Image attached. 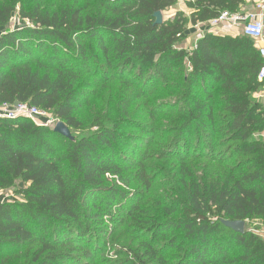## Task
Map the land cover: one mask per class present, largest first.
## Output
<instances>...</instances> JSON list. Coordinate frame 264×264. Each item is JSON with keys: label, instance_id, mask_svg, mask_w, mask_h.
<instances>
[{"label": "trees", "instance_id": "16d2710c", "mask_svg": "<svg viewBox=\"0 0 264 264\" xmlns=\"http://www.w3.org/2000/svg\"><path fill=\"white\" fill-rule=\"evenodd\" d=\"M44 1L0 0V27L15 14L28 22L0 34V105L28 103L79 133L0 117V192L22 198L0 203V254L23 249L0 264H82L104 246L106 220L125 236L103 257L110 264H264V238L250 228L264 223V107L253 98L264 60L245 35L208 32L192 52L178 47L189 25L246 0H185L189 13L161 24L155 13L179 0H74L54 11ZM117 70L129 84L159 77L175 95L169 106L181 105L167 139L131 151L138 160L126 140L157 132L141 103L125 98L119 117L90 126L76 116L99 74ZM224 220L245 221V231Z\"/></svg>", "mask_w": 264, "mask_h": 264}, {"label": "rangeland", "instance_id": "374dc122", "mask_svg": "<svg viewBox=\"0 0 264 264\" xmlns=\"http://www.w3.org/2000/svg\"><path fill=\"white\" fill-rule=\"evenodd\" d=\"M70 1L73 2L74 0H45L43 2V8L54 11L59 9V7L65 5L66 3H70ZM179 10H184L186 13H189V10L185 5V0H179L175 6H173L169 10L164 11V19L169 18ZM27 23L28 22L22 21L15 14L11 19L10 25L6 29L20 27ZM198 40L199 39L197 38V33H188L187 38L180 42L178 44V47L184 48L190 53L196 48ZM115 73L116 74L114 76H110L105 73L99 74L98 79L96 80V85L94 87L87 88V94L83 97V99H85V104L82 105L79 110L76 111V116L82 121H84L87 126H90L94 121H96V119H99V117L100 119L107 118L109 114L112 115V118L119 117L121 114V109L123 107V104H121L120 102L123 101V99L125 98H129L130 100L134 101V105L141 103L142 115H144L149 122L153 123L154 128H156L157 132L156 134H153L152 137L147 138L145 140L146 142H142L141 140L137 141L138 139L134 138L141 135L138 129H128L127 133L132 136L131 138L134 139L126 140V146H124L125 154L130 157H133L132 159L138 160V156H135V154L131 151L134 148H136L137 150H142L143 153L150 150L151 143L154 142L153 139H157L154 136L159 138L160 135V138L162 140L167 139V117L172 113H176V111L179 109V107H181V105H178L177 107L169 106L170 101H173L175 99V95L171 92L169 87L165 88L164 84L159 80V77L157 76L155 78L153 77L150 79L151 81L153 80L152 85L144 86L142 81H140L139 83L134 82V84L125 83L123 82L124 79L120 78L122 74L118 70ZM126 75L133 81L137 80V78L131 72H126L125 77H127ZM173 77H175V74L171 78ZM154 103L158 104L159 112L154 120H150L145 112L153 108L152 106ZM49 116H51L50 113ZM46 118L47 117L39 118V122H43ZM92 129L95 130L96 128ZM76 133L79 132H72V136L74 138ZM143 135L145 134H142V136ZM125 164L128 165L126 162ZM20 185H22V183H20ZM163 189L164 185L162 184V181L160 182L159 180L155 185L154 192L155 194L160 195ZM0 196L2 202L22 199L18 194L14 192L13 189H6L1 191ZM131 204H133L132 199L126 201L127 207H130ZM128 209L129 208L125 210V213L122 215V217H126V211H128ZM102 225L104 231L99 234L104 241V246L98 247L99 244H96L94 259H90L88 261L83 260L82 264H84V261H86L85 264H110V262H105L103 260V257H112L115 248L118 246L117 244L125 245V241L123 240L125 236L122 234L118 235V233H123L120 231V224L112 226V224L106 220L102 223ZM22 250V248H12L9 251H3L0 256H2V259L8 257L12 258L20 254ZM67 264H73V262L69 261L67 262Z\"/></svg>", "mask_w": 264, "mask_h": 264}, {"label": "built area", "instance_id": "2783aa9c", "mask_svg": "<svg viewBox=\"0 0 264 264\" xmlns=\"http://www.w3.org/2000/svg\"><path fill=\"white\" fill-rule=\"evenodd\" d=\"M256 11H229L224 10L220 15L208 22L198 23L195 25L199 30L205 31L211 29L224 33H229L235 29L242 28L245 36L250 37L253 41L259 42L264 35V23L261 19L264 14V0L256 5ZM207 28H204V27ZM260 55L264 59V48H260ZM258 79L264 82V65L261 67ZM0 117L2 118H18L26 117L32 119L40 125H55L58 121L49 116L47 111L41 110L28 103L18 102L13 105H0ZM47 117L43 122H39V118Z\"/></svg>", "mask_w": 264, "mask_h": 264}, {"label": "crops", "instance_id": "0c3cea01", "mask_svg": "<svg viewBox=\"0 0 264 264\" xmlns=\"http://www.w3.org/2000/svg\"><path fill=\"white\" fill-rule=\"evenodd\" d=\"M262 0H246L245 4L241 7V10L243 11H256V5L261 2ZM263 23H264V14L261 17ZM10 25V24H9ZM8 25V26H9ZM7 27H0V34L3 33L6 30ZM17 28V27H13L12 29ZM203 28V27H202ZM199 30L198 28H196L195 26L190 25L189 26V30L188 33H197V38L199 39L201 36H203L206 33H214V34H231V35H244L242 28L240 29H235L229 33H224V32H220V31H215V30H207L205 31L204 29ZM204 28H207L206 26ZM255 45L258 47V49L260 48H264V35L263 38L261 39V41L259 42H255ZM264 60V59H263ZM261 82V81H260ZM263 85L262 87L253 93V98L260 104L263 105L264 107V82H262ZM262 137H264V131L261 134ZM250 228L254 231H256L259 235H261L264 238V223L262 222V220H256L253 221L250 225Z\"/></svg>", "mask_w": 264, "mask_h": 264}, {"label": "water", "instance_id": "95a60500", "mask_svg": "<svg viewBox=\"0 0 264 264\" xmlns=\"http://www.w3.org/2000/svg\"><path fill=\"white\" fill-rule=\"evenodd\" d=\"M155 17H156V21L155 23L156 24H161L163 23L164 21V17H163V13L162 11H157L155 13ZM54 130L56 132H59L61 133L62 135L68 137V138H71V139H74V137L72 136V132L70 130V128L63 122V121H58L55 126H54ZM1 196H0V203H1ZM223 223L234 229L235 231L237 232H244L245 231V228H246V222L243 221V220H224Z\"/></svg>", "mask_w": 264, "mask_h": 264}]
</instances>
